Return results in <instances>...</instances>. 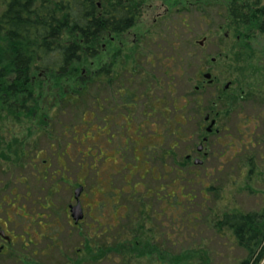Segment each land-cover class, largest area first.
Returning a JSON list of instances; mask_svg holds the SVG:
<instances>
[{
  "label": "flooded vegetation",
  "instance_id": "1",
  "mask_svg": "<svg viewBox=\"0 0 264 264\" xmlns=\"http://www.w3.org/2000/svg\"><path fill=\"white\" fill-rule=\"evenodd\" d=\"M103 1L96 3L99 6ZM109 1L138 10L134 17H129V26L113 35L129 30L143 8L158 11L148 32L134 42L136 47L94 50L92 112L86 119L83 112L78 123L80 128L86 123L93 127L92 184L85 188L82 146L73 150L74 157L69 152L66 124L55 130L47 127L55 119L47 114L41 115L44 123H37L35 112L0 113V122L8 121L5 130L16 126L10 134L0 135V264H65L69 255L83 259L88 237L83 234L86 208L102 232L130 239L133 216L143 213L147 225L154 226V220L163 217L166 203L176 207L182 189L181 176L189 172V167L201 166L207 160V145L211 135L219 133L221 112L214 111L216 103L212 99H206L204 107L194 108L190 114L193 139H188L191 145L184 147L181 155L183 122L180 94L176 90L181 64L176 54V13L214 9L226 21L229 8L264 6V0ZM166 28L169 33H164ZM223 36L227 37V33ZM200 71L196 68L195 76ZM206 73L209 72L202 71L204 79L195 86L194 105L204 88H216L215 79L210 73V78H205ZM230 84L227 82L219 89L220 93L229 91ZM216 94L220 95L218 91ZM234 98L226 96L224 101ZM231 109L227 108L224 114ZM71 128L77 129L75 124ZM74 158L76 183L71 181L69 172V162ZM132 164L137 165L136 169L127 175ZM165 168L174 170L167 183ZM133 176L138 179L132 181ZM78 188L80 192L75 198ZM76 203L81 206L83 217L74 222L70 208ZM101 211L103 220H108L104 226L98 217ZM86 226L92 228L91 224ZM74 232L81 242L70 248L69 236ZM159 246L163 247L161 242Z\"/></svg>",
  "mask_w": 264,
  "mask_h": 264
},
{
  "label": "rangeland",
  "instance_id": "2",
  "mask_svg": "<svg viewBox=\"0 0 264 264\" xmlns=\"http://www.w3.org/2000/svg\"><path fill=\"white\" fill-rule=\"evenodd\" d=\"M2 5L0 0V10ZM162 10L163 7L159 9ZM157 11L155 8H143L129 30L120 35L101 39L96 49L134 48V42L148 32ZM180 11L176 13V54L181 64L176 90L180 94L178 103L181 107L180 121L183 122L180 125L181 155L183 148L191 145L188 139H193L194 127L190 114L198 105L204 107L206 99L210 101L212 99L216 103L213 107L214 111H221L217 123L219 133L211 135L207 145L209 153L207 160L201 166L189 167V172L182 174V189L176 199L178 205L168 208L166 203L163 217L154 220L153 225L157 228L160 234L159 241L165 249L175 251L176 256L187 251L192 255L188 262L185 259H176V264H190L199 261V258L204 261L207 259L209 264H238L245 258L246 251L237 246L227 226L216 227L215 222L217 223L216 220L225 213L264 212V103L249 98L239 105L233 104L232 109L225 115V107L232 103L226 101V105L223 106L225 101L219 102L216 92L218 91L223 98L233 97L242 92L255 98H260L264 94L262 69L264 36H256L254 29L248 26H241L240 30H237L232 23H229L232 20H227V23L225 18L217 14L214 9L203 10L200 13L195 10L184 13L183 10ZM219 26H222L221 29ZM167 32L170 31L166 28L164 33ZM225 32L227 37L223 36ZM200 42H203L202 46L199 45ZM211 59L213 63L210 62ZM95 65V56L86 57L76 65V72L72 71L60 77L61 80L44 76L45 80L36 81L34 78L32 84L34 97L38 100V103L37 101L32 103L36 110L37 123L43 122L41 115L47 114L55 118L47 127L61 130L66 124L70 141L69 152L72 157L76 148L82 146L86 160L83 166L87 182L85 188L92 184L95 175L91 162L94 157L93 127L86 123L80 128L78 123L83 112L86 114L84 119L89 118L88 114L92 112ZM196 68L201 70V74L197 76H195ZM202 71L209 72L217 84L216 88L215 86L208 90L207 87L204 88L203 93L198 96V104L194 105L195 86L204 79ZM36 77L42 78L41 75ZM227 82H231L229 91L225 94L220 93L219 89H222ZM80 93H83V97L79 96ZM76 96L79 97L75 98V103H72L74 102L72 98ZM65 99L68 101H64ZM37 104L38 109H36ZM7 123V120L6 123L0 122V135L8 132L10 134L16 128L11 126L5 130ZM73 124L77 129L71 128ZM75 161L76 158L72 163L69 162V172L71 181L76 183ZM136 166L134 164L129 166L127 175L134 172ZM6 169H8L7 165ZM173 171L171 168H165L166 183L173 178ZM119 176V174L116 176L118 184ZM137 179V176L132 177V181ZM87 210L86 208L85 223L91 224L92 228L89 229L85 224L83 234L88 237H85L86 249L81 256L83 259L78 260L75 255H69L70 258L65 264H110L106 260L97 263L92 261L90 254L97 252L98 241L108 232L101 231V227L92 221ZM98 215L101 225H106L108 220H103V211ZM75 233L69 236L70 248L81 242ZM263 245L264 238L260 246Z\"/></svg>",
  "mask_w": 264,
  "mask_h": 264
},
{
  "label": "trees",
  "instance_id": "3",
  "mask_svg": "<svg viewBox=\"0 0 264 264\" xmlns=\"http://www.w3.org/2000/svg\"><path fill=\"white\" fill-rule=\"evenodd\" d=\"M2 3L0 113L35 112L32 103L38 100L32 91L34 78L43 81L46 76L61 80L60 77L76 72V65L83 58L93 57L101 39L123 32L129 26V17H134L138 11L125 9L109 0L100 2L99 6L96 0H2ZM227 14V20H232L229 23L237 30L248 26L254 29L256 36H264V6L229 8ZM79 96L83 97V93ZM217 97L219 102L224 101L221 94ZM234 97L237 101L229 100L232 104L225 107L226 111L249 98L264 103V94L261 99L244 92ZM226 103L223 102V106ZM216 221L215 226H227L237 246L246 251L245 258L238 264H264V245L260 246L264 238V212L225 213ZM147 224L143 213H138L133 216L130 239L108 232L98 241L97 252L90 254L93 263L106 260L110 264H176L178 258L190 261L189 251L176 256L175 251L160 247L157 228ZM190 264L209 263L199 258Z\"/></svg>",
  "mask_w": 264,
  "mask_h": 264
},
{
  "label": "water",
  "instance_id": "4",
  "mask_svg": "<svg viewBox=\"0 0 264 264\" xmlns=\"http://www.w3.org/2000/svg\"><path fill=\"white\" fill-rule=\"evenodd\" d=\"M204 76L207 79L210 78L209 73H206ZM225 86H227V84ZM79 192H80V188L75 190V198H77ZM70 212H71V217L73 218L74 222H77L79 219H81L83 217V211H82V208L79 205V203H76L75 205H73L70 208Z\"/></svg>",
  "mask_w": 264,
  "mask_h": 264
}]
</instances>
